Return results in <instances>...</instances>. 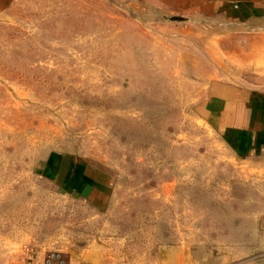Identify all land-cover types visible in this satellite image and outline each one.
I'll use <instances>...</instances> for the list:
<instances>
[{
	"label": "rangeland",
	"instance_id": "374dc122",
	"mask_svg": "<svg viewBox=\"0 0 264 264\" xmlns=\"http://www.w3.org/2000/svg\"><path fill=\"white\" fill-rule=\"evenodd\" d=\"M200 34L135 0L0 12V264H249L263 250L264 158L207 114L204 86L231 63L201 58ZM52 152L113 173L108 206L64 192Z\"/></svg>",
	"mask_w": 264,
	"mask_h": 264
},
{
	"label": "crops",
	"instance_id": "0c3cea01",
	"mask_svg": "<svg viewBox=\"0 0 264 264\" xmlns=\"http://www.w3.org/2000/svg\"><path fill=\"white\" fill-rule=\"evenodd\" d=\"M135 1L158 19L190 22L201 29L199 56L215 59L218 52V58L231 63L228 70L219 71L222 75L207 80L204 107L214 124L226 130L225 135L233 130L236 143H246L247 147L243 145L238 152L264 158V0ZM15 2L0 0V12ZM241 74L251 75V80L239 78ZM82 158L69 152H52L43 163L64 192L104 209L111 201L114 175ZM258 169L264 170V165ZM261 233L264 238V228ZM263 238V250L249 264H264ZM42 259L38 252L33 264H43Z\"/></svg>",
	"mask_w": 264,
	"mask_h": 264
},
{
	"label": "water",
	"instance_id": "95a60500",
	"mask_svg": "<svg viewBox=\"0 0 264 264\" xmlns=\"http://www.w3.org/2000/svg\"><path fill=\"white\" fill-rule=\"evenodd\" d=\"M176 18H178V17H177V16H173V17H172V19H176Z\"/></svg>",
	"mask_w": 264,
	"mask_h": 264
}]
</instances>
